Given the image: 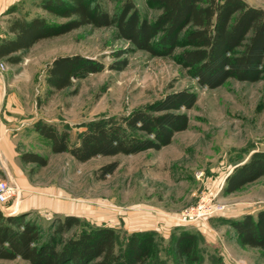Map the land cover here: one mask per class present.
Listing matches in <instances>:
<instances>
[{
	"label": "rangeland",
	"instance_id": "rangeland-1",
	"mask_svg": "<svg viewBox=\"0 0 264 264\" xmlns=\"http://www.w3.org/2000/svg\"><path fill=\"white\" fill-rule=\"evenodd\" d=\"M101 1L109 13L121 3V0ZM245 1L264 9V0ZM135 4L141 17L153 20L159 15L160 11L150 0H135ZM22 9L29 16L42 15L63 21L29 1ZM128 45L116 37L114 27L83 25L34 43L18 65L1 63L10 68V74L22 73L30 79L35 121L42 119L59 128L68 125L71 140L85 121L100 115L126 114L181 89L193 90L197 95L193 108L187 111L188 128L175 133L171 143L159 150L100 155L84 163L67 153H51L48 141L37 133L27 134L26 142L19 148L20 154L39 153L48 158V164L36 169L34 164L16 158L8 164L10 172L7 168L4 173L0 171V180L9 178L20 188L16 173H25L35 183L54 186L80 208L76 215L84 227H112L121 241L136 230L155 232L151 257L160 264H176L173 242L182 229L197 239L195 259L184 258L185 264H264V251L241 245L229 224L230 219L243 216L242 189L230 195H224L222 189L226 174L236 163L247 160L257 150H264V81L249 83L230 78L217 88L207 89L179 63L176 55L181 47L168 56H153L145 50L126 54ZM116 50L123 53L118 58L112 56ZM66 54L98 59L106 67L72 87L54 91L46 100L44 70L53 57ZM125 57L128 65L123 70L108 68L115 59ZM21 85L27 91V80ZM37 97L41 100L39 105ZM116 161L114 173L99 179L96 170ZM31 168L36 170L31 172ZM259 183L256 191L264 192V181ZM211 197L226 205L225 212L178 225L177 218L183 209L200 200L208 204ZM239 202L242 206L237 208ZM9 203L12 202L6 204ZM29 217L36 218L45 230L54 215L38 212ZM80 228L74 227L70 234ZM0 264L28 263L16 259L0 260Z\"/></svg>",
	"mask_w": 264,
	"mask_h": 264
},
{
	"label": "trees",
	"instance_id": "trees-1",
	"mask_svg": "<svg viewBox=\"0 0 264 264\" xmlns=\"http://www.w3.org/2000/svg\"><path fill=\"white\" fill-rule=\"evenodd\" d=\"M63 21L42 15L29 16L22 6L27 2ZM159 15L153 20L141 17L135 0H121L109 13L101 0H22L9 6L5 14V35L0 36V61L11 65L22 62L24 54L41 39L60 36L83 25L114 27L116 37L129 45L124 53L147 51L153 56L171 55L189 70L199 85L217 88L232 78L240 82L264 81V9L245 0H150ZM121 50L113 51L120 57ZM127 58L115 59L110 70H123ZM101 60L80 54L55 56L44 70L46 100L54 91L65 90L76 82L105 69ZM75 92V90H74ZM196 92L181 89L160 100L146 103L126 114L100 115L83 122L70 139L68 125L36 119L33 130L48 141L51 153H67L84 163L98 156L131 155L159 150L173 136L189 126L187 111L193 108ZM37 97L36 104L39 105ZM20 159L37 167L48 158L34 152H22ZM116 162L101 165L95 174L103 178L114 173ZM224 178L223 194L264 178V150H257ZM34 168H31L33 172ZM30 213L3 214L0 210V260H25L28 264H160L152 259L155 232L133 231L121 241L109 226H86L78 216L54 215L47 228ZM241 245L264 251V210L256 215L244 213L230 219ZM81 227L76 233L70 231ZM196 237L182 229L173 242L176 264L193 255ZM221 264V263H220Z\"/></svg>",
	"mask_w": 264,
	"mask_h": 264
},
{
	"label": "crops",
	"instance_id": "crops-1",
	"mask_svg": "<svg viewBox=\"0 0 264 264\" xmlns=\"http://www.w3.org/2000/svg\"><path fill=\"white\" fill-rule=\"evenodd\" d=\"M19 1L22 0H0V36L5 35V28L2 24L3 19L6 20L10 17V15L5 14V10ZM9 69L8 66H5L3 70L0 69V171L3 173L6 168L10 172L8 164L13 163L16 158L20 159L19 148L26 142L27 134L37 133L33 130L32 125L35 122V117L33 114L34 110H32L31 96L29 94L31 81L22 73L10 74L8 72ZM11 71H14L13 68ZM26 80L28 83L27 91L24 85L20 86ZM26 93L29 96L28 100ZM16 175L18 176L16 178L18 179L17 183L23 192L15 213L24 211L30 214L43 212L49 215H76L80 210L75 202L65 197L61 193V190L57 192L54 186L35 183L27 178L25 173L21 175L16 173ZM262 181L264 179L259 177L257 180L241 188L243 214H253L256 211L264 210V192L261 191L258 193L255 189L258 183L260 182V185ZM240 206H242L240 202L236 203L237 208ZM4 214L11 213L7 212Z\"/></svg>",
	"mask_w": 264,
	"mask_h": 264
},
{
	"label": "built area",
	"instance_id": "built-area-1",
	"mask_svg": "<svg viewBox=\"0 0 264 264\" xmlns=\"http://www.w3.org/2000/svg\"><path fill=\"white\" fill-rule=\"evenodd\" d=\"M4 63H0V69L3 70ZM22 190L9 178L0 180V210L4 213L16 211L18 203L21 200ZM209 203L198 201L196 205L183 209L178 218V225L192 224L204 217L216 216L226 209V205L217 203L214 197L210 198ZM8 201L12 203L6 204Z\"/></svg>",
	"mask_w": 264,
	"mask_h": 264
},
{
	"label": "water",
	"instance_id": "water-1",
	"mask_svg": "<svg viewBox=\"0 0 264 264\" xmlns=\"http://www.w3.org/2000/svg\"><path fill=\"white\" fill-rule=\"evenodd\" d=\"M11 214H13V213H15V211H13V212H10Z\"/></svg>",
	"mask_w": 264,
	"mask_h": 264
}]
</instances>
